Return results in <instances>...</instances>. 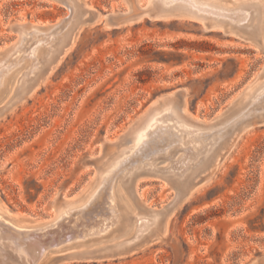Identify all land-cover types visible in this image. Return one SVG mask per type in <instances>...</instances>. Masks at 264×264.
<instances>
[{
    "label": "rangeland",
    "instance_id": "374dc122",
    "mask_svg": "<svg viewBox=\"0 0 264 264\" xmlns=\"http://www.w3.org/2000/svg\"><path fill=\"white\" fill-rule=\"evenodd\" d=\"M76 1L87 23L59 62L26 99L16 101L14 79L0 97V204L21 225L44 226L62 203L86 198L103 164L156 111L176 106L183 120L210 125L264 78V0H210L263 8L249 40L209 22L153 18L156 10H145L152 0ZM69 15L57 0H0V57L17 27L44 29ZM256 122L212 154L179 204L178 186L159 176L140 174L119 189L134 211L172 209L131 254L97 251L113 244L102 233L68 243L69 251L45 245L43 256L37 244L29 256L37 264H264V117ZM82 250L92 252L72 255Z\"/></svg>",
    "mask_w": 264,
    "mask_h": 264
},
{
    "label": "bare ground",
    "instance_id": "6f19581e",
    "mask_svg": "<svg viewBox=\"0 0 264 264\" xmlns=\"http://www.w3.org/2000/svg\"><path fill=\"white\" fill-rule=\"evenodd\" d=\"M57 1L68 8L70 15L67 19L44 29L29 25L17 27L16 42L0 57V97L12 79L16 80L13 90L16 101L29 97L40 78L49 74L53 65L59 62L74 34L86 25L84 18L88 11L76 0ZM262 9L261 6L255 8L250 2L226 7L210 0H152L145 10H154V13L156 10L157 14L150 16L157 19L185 18L203 24L209 22L212 29L228 28L249 40V35L259 29ZM180 115L176 106H165L148 117L131 138L124 139L121 149L103 164L96 175L93 191L75 204L62 203L64 207L59 214L44 226L21 225L0 204V263L37 264L29 256V251L37 244L44 247L40 240L48 238L50 233L57 237L54 246L64 245L67 251L70 250L68 243L105 233L108 238L112 236L110 242L113 244L97 251L121 256L131 254L156 237L172 209L134 211L128 204H122L119 189L130 190L134 178L140 174L159 176L178 186L174 189L177 195L175 205L179 204L183 192H187L205 171L202 168L212 154L220 153L240 129L251 128L257 119L264 117V78L253 88L250 97L224 119L210 125H197L183 120ZM158 154L159 157L155 158ZM158 161L164 164L162 168L158 167ZM99 216L104 218L97 220ZM120 234L128 238L119 241ZM105 242L104 237L100 243ZM46 251L43 249L42 256ZM91 252L82 250L72 255L83 256Z\"/></svg>",
    "mask_w": 264,
    "mask_h": 264
},
{
    "label": "water",
    "instance_id": "95a60500",
    "mask_svg": "<svg viewBox=\"0 0 264 264\" xmlns=\"http://www.w3.org/2000/svg\"><path fill=\"white\" fill-rule=\"evenodd\" d=\"M57 237H55L53 235V233H50L48 238H45V239H41L40 240V244L43 245L44 247L41 248V252L43 251V249H47L45 247V245H50V247H54V243L58 242L56 241ZM40 255L42 256V254L40 253ZM1 264V263H0Z\"/></svg>",
    "mask_w": 264,
    "mask_h": 264
}]
</instances>
